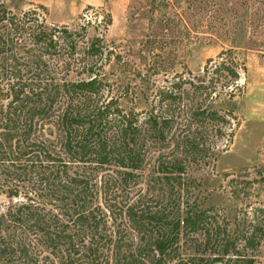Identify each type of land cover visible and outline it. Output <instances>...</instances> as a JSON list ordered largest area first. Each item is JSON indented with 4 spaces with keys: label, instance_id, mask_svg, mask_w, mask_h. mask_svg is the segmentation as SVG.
<instances>
[{
    "label": "trees",
    "instance_id": "trees-1",
    "mask_svg": "<svg viewBox=\"0 0 264 264\" xmlns=\"http://www.w3.org/2000/svg\"><path fill=\"white\" fill-rule=\"evenodd\" d=\"M85 30L0 0V264H264V205L230 217L201 190L184 199L191 161L219 152L198 128L178 134L175 93L148 111L145 93H113L106 43ZM233 50L212 80L239 75ZM194 105L190 123L223 134L214 101ZM146 172L168 188L160 205L145 204Z\"/></svg>",
    "mask_w": 264,
    "mask_h": 264
},
{
    "label": "rangeland",
    "instance_id": "rangeland-1",
    "mask_svg": "<svg viewBox=\"0 0 264 264\" xmlns=\"http://www.w3.org/2000/svg\"><path fill=\"white\" fill-rule=\"evenodd\" d=\"M7 2L14 11L38 9L49 23L85 27L86 39L103 38L107 56L101 62L113 81V93L125 87L134 101L133 95L145 93L148 99L145 96L139 108H165L159 94L165 103H170L169 92L176 94L175 113L181 115L175 127L178 134L196 133L198 128L205 133V148L219 152L215 157L209 150L205 158L191 161L188 173L196 183L188 189L190 194L184 192V199L201 196V190L207 205L225 210L230 217L240 210L251 214L264 205V0ZM228 48L236 49L226 56L239 75L212 80L207 69L213 70ZM199 78L211 87L199 90L197 96ZM134 101L125 103L126 108ZM212 101L228 118L224 125L219 123L223 134L218 136L209 119L206 131L199 120L190 123L192 103L205 108ZM163 185L146 172L145 183L139 185L145 189V204H161L168 189ZM5 201L0 195V204Z\"/></svg>",
    "mask_w": 264,
    "mask_h": 264
}]
</instances>
